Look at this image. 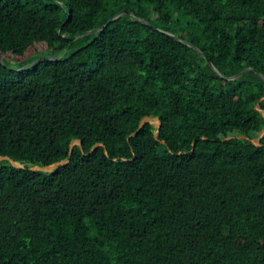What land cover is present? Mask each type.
<instances>
[{"label": "trees", "instance_id": "1", "mask_svg": "<svg viewBox=\"0 0 264 264\" xmlns=\"http://www.w3.org/2000/svg\"><path fill=\"white\" fill-rule=\"evenodd\" d=\"M263 98L264 0H0V264H264Z\"/></svg>", "mask_w": 264, "mask_h": 264}, {"label": "water", "instance_id": "2", "mask_svg": "<svg viewBox=\"0 0 264 264\" xmlns=\"http://www.w3.org/2000/svg\"><path fill=\"white\" fill-rule=\"evenodd\" d=\"M123 14H127V15H128L129 17H131V18H135V16H134L132 13L124 11V12L119 13L117 16H115L112 20L109 21V23H111L112 21L118 19V18H119L120 16H122ZM141 21L144 22L143 20H141ZM102 29H103V28H102ZM96 31H98V30H96ZM168 35H170V36L173 37L174 39H176V40H178V41H181V42L185 43L186 45H188V46L194 48L196 51H198L199 53L202 54V52H200V51L198 50L197 47H195L194 45H192V44L189 43L188 41L181 39V38H180L179 36H177V35H173V34H169V33H168ZM42 59H44V60H52V58H50V57H45V58H42ZM209 63H210V62H209ZM210 66H211L215 71H217V70L215 69V67L212 65V63H210ZM249 71H251V69H247V70H245V71H242L241 73L235 75L234 77L228 78V80H236V79L240 78L241 76H243L244 74H246V73L249 72ZM262 100H264V98H263ZM256 109H257L258 111H260V112L263 114V116H264V111H262L258 106L256 107ZM148 119H151V118H149V117L145 118V119L143 120V122H142V124H141V126H140L139 129H141L145 124L149 123V122H148ZM158 120H159V119H158ZM160 128H161V121L159 120V125H158V127H157V131L155 132L156 134L159 132V129H160ZM263 136H264V129H263V131L261 132V137L259 138V144H260L261 139L263 138ZM76 145L81 146V145H82L81 141H75V142L71 145V150H72V149L74 148V146H76ZM98 146H99V145H98ZM98 146L94 147L93 150H95ZM3 160H9V161H11V163H12L15 167H17V168H24V165H23V164H21V163H19V162H15V161L11 160V159L8 158V157H0V162L3 161ZM68 163H69V160H67V161H62V162L57 163V164H60V166H61V165H65V164H68ZM57 164L51 165V166H49V167H55ZM60 166H59V167H60ZM59 167H58V168H59ZM58 168H57V169H58ZM32 170H43V171H47V172H54V171H55V170H53V171H48V170H45L44 168H40V167H34Z\"/></svg>", "mask_w": 264, "mask_h": 264}, {"label": "rangeland", "instance_id": "3", "mask_svg": "<svg viewBox=\"0 0 264 264\" xmlns=\"http://www.w3.org/2000/svg\"><path fill=\"white\" fill-rule=\"evenodd\" d=\"M69 55V52H64L60 55H58V58H65L66 56ZM46 56H42L41 58H45ZM148 122L153 124L156 128L158 127L159 125V120L158 119H148ZM232 137H242L241 134L239 133H236L235 135H232L231 137L229 138H232ZM261 137V134H259L258 136H254V138L252 139V142L256 145H259V138ZM60 166V164H57L55 167H46L44 168L45 170H48V171H53V170H56L58 167Z\"/></svg>", "mask_w": 264, "mask_h": 264}]
</instances>
